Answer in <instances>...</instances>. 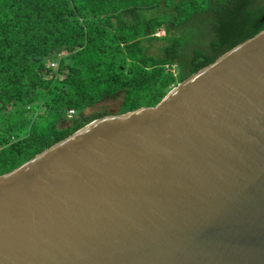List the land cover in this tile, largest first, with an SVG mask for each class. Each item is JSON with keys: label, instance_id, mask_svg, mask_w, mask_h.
Returning <instances> with one entry per match:
<instances>
[{"label": "water", "instance_id": "water-1", "mask_svg": "<svg viewBox=\"0 0 264 264\" xmlns=\"http://www.w3.org/2000/svg\"><path fill=\"white\" fill-rule=\"evenodd\" d=\"M0 264H264V31L1 175Z\"/></svg>", "mask_w": 264, "mask_h": 264}, {"label": "trees", "instance_id": "trees-1", "mask_svg": "<svg viewBox=\"0 0 264 264\" xmlns=\"http://www.w3.org/2000/svg\"><path fill=\"white\" fill-rule=\"evenodd\" d=\"M262 31L264 0H0V176L98 119L157 106ZM117 96V114L87 115Z\"/></svg>", "mask_w": 264, "mask_h": 264}, {"label": "rangeland", "instance_id": "rangeland-1", "mask_svg": "<svg viewBox=\"0 0 264 264\" xmlns=\"http://www.w3.org/2000/svg\"><path fill=\"white\" fill-rule=\"evenodd\" d=\"M156 12L152 13L155 14ZM159 14V12L156 13V15ZM164 30H159L157 33V36L163 37ZM176 72V70H175ZM177 73V72H176ZM121 106V96H117L114 99H108L105 100L103 103L98 105L95 109L89 110L87 115H95V114H102L104 112H111L113 114H117L118 110L120 109Z\"/></svg>", "mask_w": 264, "mask_h": 264}, {"label": "built area", "instance_id": "built-area-1", "mask_svg": "<svg viewBox=\"0 0 264 264\" xmlns=\"http://www.w3.org/2000/svg\"><path fill=\"white\" fill-rule=\"evenodd\" d=\"M164 34H165V32H164ZM56 65H57V63H52L51 64V68H55ZM74 115H75V111L74 110L69 111V117H73Z\"/></svg>", "mask_w": 264, "mask_h": 264}]
</instances>
